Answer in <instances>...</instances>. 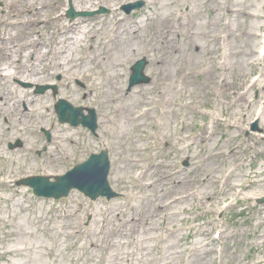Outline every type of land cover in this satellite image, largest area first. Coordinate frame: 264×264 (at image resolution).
Masks as SVG:
<instances>
[{
    "label": "rangeland",
    "instance_id": "obj_1",
    "mask_svg": "<svg viewBox=\"0 0 264 264\" xmlns=\"http://www.w3.org/2000/svg\"><path fill=\"white\" fill-rule=\"evenodd\" d=\"M78 1L109 11L0 0V264H264V0ZM142 57L149 81L129 89ZM58 98L95 108L96 135L59 124ZM102 149L114 199L16 184Z\"/></svg>",
    "mask_w": 264,
    "mask_h": 264
},
{
    "label": "water",
    "instance_id": "obj_2",
    "mask_svg": "<svg viewBox=\"0 0 264 264\" xmlns=\"http://www.w3.org/2000/svg\"><path fill=\"white\" fill-rule=\"evenodd\" d=\"M143 5V1H138L127 6H123L126 13L132 9H139ZM105 9L100 8L96 13H103ZM95 12H75L71 0H69V9L66 13L67 17L72 20L77 16H92ZM146 59L138 60L131 67L129 77L130 89L134 85L146 83L149 78L144 74ZM47 87L38 88V92H42ZM55 90V87H52ZM55 110L60 123H68L71 126L79 124L87 127L92 132L97 128V119L94 109H87V115L83 113L82 107H74L66 100H59L55 105ZM256 123L252 129H256ZM110 162L108 154L101 151L99 154H91L90 157L83 163L75 166L65 175L56 177L54 182H51L48 177H31L21 181V184L32 187L33 192L37 196L52 197L58 199L67 196L69 191L77 189L88 196L90 199H96L99 196H104L107 199L115 197L117 194L112 191L108 184L107 176L109 173Z\"/></svg>",
    "mask_w": 264,
    "mask_h": 264
},
{
    "label": "bare ground",
    "instance_id": "obj_3",
    "mask_svg": "<svg viewBox=\"0 0 264 264\" xmlns=\"http://www.w3.org/2000/svg\"><path fill=\"white\" fill-rule=\"evenodd\" d=\"M107 1H109V0H107ZM75 2H76V6H79V3H81V2H79L78 0H75ZM88 4H90V2H89ZM80 8H81V7H78V9H80ZM82 8H86V7H82ZM81 28H82V27H81ZM82 30L85 31L86 29H85V28H82ZM69 44H70V43H68V46H69ZM31 79H32V78H31ZM34 79H35V81H38L36 77H33V80H34ZM259 113H260V112L258 111L256 115L258 116ZM227 178H228V177H227ZM225 180L227 181L226 178H225ZM209 194H210V193H209ZM138 252H139V251H138Z\"/></svg>",
    "mask_w": 264,
    "mask_h": 264
}]
</instances>
